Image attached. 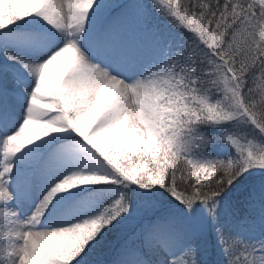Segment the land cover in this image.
I'll use <instances>...</instances> for the list:
<instances>
[{
    "label": "snow or ice",
    "instance_id": "1",
    "mask_svg": "<svg viewBox=\"0 0 264 264\" xmlns=\"http://www.w3.org/2000/svg\"><path fill=\"white\" fill-rule=\"evenodd\" d=\"M0 264H264V0H0Z\"/></svg>",
    "mask_w": 264,
    "mask_h": 264
},
{
    "label": "rangeland",
    "instance_id": "2",
    "mask_svg": "<svg viewBox=\"0 0 264 264\" xmlns=\"http://www.w3.org/2000/svg\"><path fill=\"white\" fill-rule=\"evenodd\" d=\"M52 71H53V73L55 74V72H56L57 70H56V69H53Z\"/></svg>",
    "mask_w": 264,
    "mask_h": 264
}]
</instances>
